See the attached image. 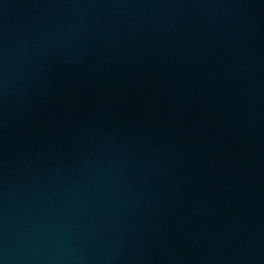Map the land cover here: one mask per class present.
<instances>
[{
	"label": "water",
	"instance_id": "obj_1",
	"mask_svg": "<svg viewBox=\"0 0 264 264\" xmlns=\"http://www.w3.org/2000/svg\"><path fill=\"white\" fill-rule=\"evenodd\" d=\"M0 264H264V0H0Z\"/></svg>",
	"mask_w": 264,
	"mask_h": 264
}]
</instances>
